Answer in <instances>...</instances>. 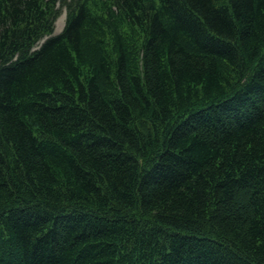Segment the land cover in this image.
Listing matches in <instances>:
<instances>
[{
	"label": "trees",
	"instance_id": "obj_1",
	"mask_svg": "<svg viewBox=\"0 0 264 264\" xmlns=\"http://www.w3.org/2000/svg\"><path fill=\"white\" fill-rule=\"evenodd\" d=\"M0 264H264V0H0Z\"/></svg>",
	"mask_w": 264,
	"mask_h": 264
},
{
	"label": "rangeland",
	"instance_id": "obj_2",
	"mask_svg": "<svg viewBox=\"0 0 264 264\" xmlns=\"http://www.w3.org/2000/svg\"><path fill=\"white\" fill-rule=\"evenodd\" d=\"M65 17H66V12L65 8L63 7L57 16V18L54 21V34L60 32L64 26L65 22Z\"/></svg>",
	"mask_w": 264,
	"mask_h": 264
}]
</instances>
